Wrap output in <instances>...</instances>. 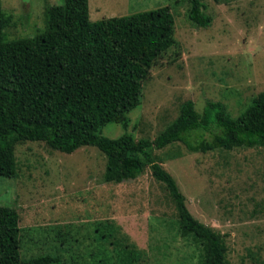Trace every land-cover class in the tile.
I'll list each match as a JSON object with an SVG mask.
<instances>
[{"label": "rangeland", "instance_id": "rangeland-1", "mask_svg": "<svg viewBox=\"0 0 264 264\" xmlns=\"http://www.w3.org/2000/svg\"><path fill=\"white\" fill-rule=\"evenodd\" d=\"M213 21L188 18L191 0H89L90 20L101 21L169 7L175 46L152 67L129 126L110 123L101 133L154 140L182 104L202 112L224 103L236 118L264 92V0H202ZM64 0H2L12 17L9 39L45 30V11ZM207 139L211 135L206 134ZM185 196L195 219L222 236L229 264H264V147L191 152L183 143L154 150ZM16 178L0 176V206L20 216L21 257L50 254L58 264H202L203 244L184 238L166 186L150 167L135 181L103 180L107 160L96 147L73 154L45 142L15 146Z\"/></svg>", "mask_w": 264, "mask_h": 264}, {"label": "trees", "instance_id": "trees-1", "mask_svg": "<svg viewBox=\"0 0 264 264\" xmlns=\"http://www.w3.org/2000/svg\"><path fill=\"white\" fill-rule=\"evenodd\" d=\"M205 9L202 0H191L194 26H210L213 18ZM44 19L43 32L9 39L12 17L0 0V176L17 177L15 146L25 141L45 142L65 154L98 148L107 160L106 184L135 181L150 167L169 191L181 235L203 244L202 264H229L224 236L193 217L153 151L175 143L202 153L264 147V92L236 118L224 103L208 101L198 112L186 101L154 140L136 141L128 132L109 138L101 130L110 123L128 129V114L140 106L152 67L175 46L173 13L161 7L92 22L89 0H64L47 7ZM58 263L50 254L23 259L19 213L0 206V264Z\"/></svg>", "mask_w": 264, "mask_h": 264}]
</instances>
